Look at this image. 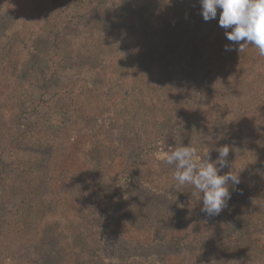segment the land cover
I'll return each instance as SVG.
<instances>
[{
    "label": "trees",
    "instance_id": "1",
    "mask_svg": "<svg viewBox=\"0 0 264 264\" xmlns=\"http://www.w3.org/2000/svg\"><path fill=\"white\" fill-rule=\"evenodd\" d=\"M219 11L217 19L205 22L199 0H0V250L10 226L16 228L14 237L26 236L27 218L38 216V200L49 191L41 139L68 138L73 147L78 136H89L81 174L93 188L91 219L79 215L85 233L72 231L80 251L76 264L104 258L166 264V252L188 258L180 264H264V237H247L248 215L235 199L255 190L264 204V56L252 45L239 51L226 39ZM18 22L22 26L15 29ZM82 72L88 77L76 76ZM117 84L121 104L109 96ZM121 117L118 137L115 121ZM205 136L211 137L206 147L213 160L215 149L227 145L228 161L240 166L231 173L240 183H229L227 207L208 217L201 196L187 184L170 194L140 190L135 220L156 222L172 209L202 218L199 226L186 228L183 236L167 235L165 226L135 241L143 242L139 250H108L119 233L102 221L112 218L127 194L109 195L91 165L125 152L134 165L141 157L158 158L174 168L158 157V149L177 143L203 149L199 141ZM16 154L23 157L7 160ZM32 168L34 177L27 175ZM54 236L47 229L36 233L35 253L41 264H68L59 250L47 257Z\"/></svg>",
    "mask_w": 264,
    "mask_h": 264
},
{
    "label": "rangeland",
    "instance_id": "2",
    "mask_svg": "<svg viewBox=\"0 0 264 264\" xmlns=\"http://www.w3.org/2000/svg\"><path fill=\"white\" fill-rule=\"evenodd\" d=\"M21 22L17 23L15 29H20ZM127 45H131L129 40ZM83 78L88 77V73L76 74ZM74 78V75H69ZM121 91L120 84H117L110 90L109 96L115 98L121 104ZM92 113V112H91ZM135 117L137 121L140 118ZM125 117L118 118L115 121L116 130L115 134L119 137L122 135L123 122ZM135 121V123H136ZM147 128L149 124L145 120ZM70 137L73 133H70ZM210 136L202 137L199 141L200 144L206 146V141L211 139ZM77 143L73 147H69L70 140L68 138L54 139L51 136H46L41 139L40 143L44 146L45 158L48 160V169L50 171V178H48V193L43 197L42 201L38 200L40 209L38 216L27 218L29 224L26 225V236L22 238L14 237L16 228L10 226V230L3 232L2 242L3 250H0V264H41L40 258L35 251L37 250V243L35 241V234L41 233L47 229L48 232H56L54 240L50 245H47V257H51V250H59L63 254V259L68 264H76V256L80 254L78 246L73 240L72 231L79 228L82 233H85V228L78 227L79 215L88 221L90 217L89 200L93 191L92 187L83 179L81 174L84 168L82 155L85 150V144L89 142L90 137L81 138L77 137ZM69 140V141H68ZM34 140L29 141L32 144ZM181 144L177 143L176 146ZM199 148V146H198ZM197 149V152L203 151L206 153L205 147ZM210 149V148H209ZM26 152V158L28 157ZM21 154L10 155L7 160L21 158ZM23 157V156H22ZM127 153H120L113 158H108L102 161L100 165H91L93 170L101 173L104 185L109 195H115L120 190H124L127 194V200L117 203V210L114 212L112 218L102 221L104 226L110 224L112 229L119 233L117 242L109 243V249L120 251L123 253V248H128V251L139 250L143 247V242L136 243L144 237H149L150 233L161 231L165 226L169 229L167 235L176 233V235L183 236L184 230L187 228L189 231L196 229L199 226L201 219L194 215H183L182 212L178 213L172 209L168 213L164 212L160 216H156V222L135 220L134 212L142 201L140 190L149 188L153 192H165L167 194L182 189L183 186H178L173 179L174 168L164 165L158 158H139V162L135 165L132 164L128 158ZM264 165V162H263ZM29 167V166H27ZM240 170L237 163L229 162V166L223 171L228 173H236ZM260 172V171H259ZM264 173V170H262ZM27 175L34 177L33 168L27 171ZM17 185L19 182L17 180ZM27 185V181H26ZM149 185V186H148ZM170 198V196H167ZM235 199L241 203L246 209L248 219L245 232L250 240H261L264 237V204L260 201L259 195L255 190H246L235 196ZM17 199L14 200V203ZM37 203V204H38ZM43 214V215H42ZM42 215L40 220L39 216ZM161 218L165 221L160 222ZM175 220V221H174ZM14 229V230H13ZM153 231V232H150ZM1 235V236H2ZM159 235V234H158ZM187 241H190L188 236ZM4 241V242H3ZM74 243V244H73ZM65 245V248L63 247ZM83 253V252H81ZM162 254V253H161ZM163 257V254H162ZM166 264H180V262L189 263L188 258L177 253L166 252L164 254ZM97 264H118L107 261V258L99 260Z\"/></svg>",
    "mask_w": 264,
    "mask_h": 264
},
{
    "label": "clouds",
    "instance_id": "3",
    "mask_svg": "<svg viewBox=\"0 0 264 264\" xmlns=\"http://www.w3.org/2000/svg\"><path fill=\"white\" fill-rule=\"evenodd\" d=\"M199 3L205 22L217 19L220 10L218 26L226 30L228 41L239 45V51L252 45L264 56V0H199ZM224 50L231 51V45H225ZM204 147L206 153L203 157L197 154L195 147L183 145L168 146L167 150L161 146L157 155L166 164L174 166L173 179L177 185H191L195 194L201 196V211L213 217L227 207L229 183L238 185L240 179L231 172L219 174L229 166V146L216 148L218 157L215 160L210 149ZM178 205L183 208V204Z\"/></svg>",
    "mask_w": 264,
    "mask_h": 264
}]
</instances>
